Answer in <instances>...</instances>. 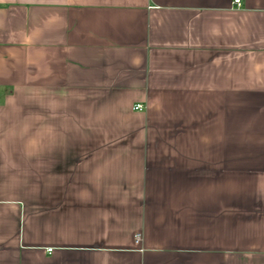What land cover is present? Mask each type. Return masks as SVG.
I'll use <instances>...</instances> for the list:
<instances>
[{"label":"crops","instance_id":"0c3cea01","mask_svg":"<svg viewBox=\"0 0 264 264\" xmlns=\"http://www.w3.org/2000/svg\"><path fill=\"white\" fill-rule=\"evenodd\" d=\"M234 1L0 0V131L53 130L0 146V264H264V0Z\"/></svg>","mask_w":264,"mask_h":264},{"label":"clouds","instance_id":"9594fccd","mask_svg":"<svg viewBox=\"0 0 264 264\" xmlns=\"http://www.w3.org/2000/svg\"><path fill=\"white\" fill-rule=\"evenodd\" d=\"M39 119L36 116L19 119L14 111L8 117L7 126L0 131V146L10 145L15 148L19 145L26 159L37 155L53 135L50 126L36 123ZM10 180H15V177L11 176Z\"/></svg>","mask_w":264,"mask_h":264},{"label":"built area","instance_id":"2783aa9c","mask_svg":"<svg viewBox=\"0 0 264 264\" xmlns=\"http://www.w3.org/2000/svg\"><path fill=\"white\" fill-rule=\"evenodd\" d=\"M234 2H235V4H236L238 7L241 6V1H240V0H235ZM142 108H143V106H142L141 104H136V105L134 106L133 109H134V110H142ZM139 239H140V235H137V236H136V242H137V243L139 242ZM48 251L51 252L52 249L50 248Z\"/></svg>","mask_w":264,"mask_h":264}]
</instances>
